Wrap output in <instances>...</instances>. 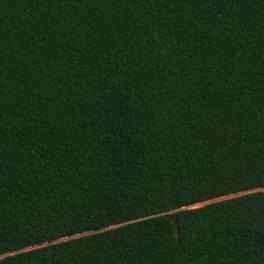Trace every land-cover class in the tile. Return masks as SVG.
Masks as SVG:
<instances>
[{
  "label": "trees",
  "instance_id": "16d2710c",
  "mask_svg": "<svg viewBox=\"0 0 264 264\" xmlns=\"http://www.w3.org/2000/svg\"><path fill=\"white\" fill-rule=\"evenodd\" d=\"M0 264H264V0H0Z\"/></svg>",
  "mask_w": 264,
  "mask_h": 264
},
{
  "label": "water",
  "instance_id": "95a60500",
  "mask_svg": "<svg viewBox=\"0 0 264 264\" xmlns=\"http://www.w3.org/2000/svg\"><path fill=\"white\" fill-rule=\"evenodd\" d=\"M170 218L174 220V224H175V226H176V225H177V221L175 220L174 216L171 215Z\"/></svg>",
  "mask_w": 264,
  "mask_h": 264
}]
</instances>
